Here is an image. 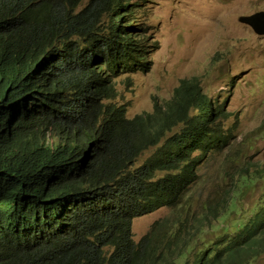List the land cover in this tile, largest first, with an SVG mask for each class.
Masks as SVG:
<instances>
[{
	"label": "trees",
	"instance_id": "trees-1",
	"mask_svg": "<svg viewBox=\"0 0 264 264\" xmlns=\"http://www.w3.org/2000/svg\"><path fill=\"white\" fill-rule=\"evenodd\" d=\"M100 3L92 10L101 16L103 5ZM8 25L11 31L6 40L0 41V142L5 138L17 139L25 150L17 157L28 158L30 163L22 162L23 165L19 159L6 160L0 149V164L17 170L32 168L29 178L35 180L68 169L70 175L59 177L58 188L51 186L48 196L52 198L57 196V191L74 192L79 198L88 193L101 195L108 189L107 183L116 178L123 180L128 175L138 179V187L142 188L138 197L144 200L136 204H145V212L169 208V213L154 222L148 237L135 249L131 248L130 240L121 237L110 264H179L182 260L184 264L189 260L192 264H250L264 253V190L249 209L242 212L238 209L243 196H239L240 191L255 186L260 178L264 185V163L257 166L254 173H250L248 167L242 168L231 187L217 197L200 200L197 193L191 192L199 184L196 168L200 160L211 150H225L228 144L221 129L213 126L218 118H225L228 113L223 104L213 106L196 79L181 81L172 99L164 105L156 101L151 113L143 112L133 119L121 117L116 123L103 121L96 135L83 131V135H76L80 136L79 140L68 143V153L57 155L59 142L40 144L36 137L59 135L54 130L40 133L31 124L69 87L88 97L93 93V102L98 103L99 94L108 81L100 76L98 82L89 85L90 89L86 81L71 84L67 77V58L65 68L55 71L53 53L56 43L62 41L63 26L58 10L50 4L43 3L38 11L21 9ZM136 47L144 50L138 42L135 46L131 44L132 49ZM123 57L125 64L140 62L129 49ZM139 57H143L142 51ZM110 66L115 65L111 63ZM143 66L139 63L137 68ZM101 75L112 79L116 72L102 71ZM179 125L181 129L173 131ZM50 126L57 129L53 120H47L43 127ZM167 134L170 137L159 150L162 156L147 161L133 173L130 166L145 147L159 144ZM89 143L93 147L92 157L83 165L79 157ZM195 151L200 154L195 155ZM58 163L63 165L56 168ZM38 165L42 170L36 169ZM144 178L145 183L141 180ZM142 211L143 208L139 214ZM226 217L232 219V233L205 241L203 234L215 226L214 222ZM114 239L115 236L111 238L112 244Z\"/></svg>",
	"mask_w": 264,
	"mask_h": 264
},
{
	"label": "clouds",
	"instance_id": "clouds-1",
	"mask_svg": "<svg viewBox=\"0 0 264 264\" xmlns=\"http://www.w3.org/2000/svg\"><path fill=\"white\" fill-rule=\"evenodd\" d=\"M65 1L66 4L61 5L62 0H0V41L7 39L11 31L8 21L19 10L27 8L29 11H38L43 3L50 4L58 10L63 26L62 41L56 43L53 53L55 71L65 68L67 58V77L71 84L86 81L89 88L99 81L100 76L108 81L99 94L98 103L94 104L93 93L88 97L69 87L61 92L60 98L48 104L40 117L31 124L40 133L54 130L59 135L36 137L40 144L53 140L59 142L57 155L68 153V143L79 140L80 136L76 135H83V131L98 134L103 121L116 123L121 117L133 119L143 114L137 113L129 118L126 105L113 101L117 96L115 78L124 67H128L129 71L146 72L151 65V59L147 57L144 48L145 34L150 28L143 15L146 0ZM96 3L103 5L101 16L92 10ZM137 42L144 50L131 48V44L135 46ZM128 49L134 51L136 60L140 62H123V55ZM140 51L143 52L142 58L139 57ZM111 63L115 66H110ZM139 63L144 64L140 69L137 68ZM46 65L49 66V62ZM102 71L116 72V76L106 78L101 75ZM47 120L55 121L57 129L52 126L44 128ZM169 137H165L159 144L145 147L130 170L135 173L147 161L162 156L159 150ZM21 144L13 137L0 142L6 160L11 158L20 160L21 164L30 163L28 158L17 157L19 153H25ZM152 147H156L155 152L137 165L138 158ZM92 152V144L85 145L79 157L83 165L91 159ZM62 165L58 163L56 168ZM36 169L42 170V167L38 165ZM29 171L11 169L6 164H0V264H110V258L114 256L121 237L130 240L133 249L148 237L151 227L136 241L132 233L136 218L158 210L145 212V204H136L144 200L138 197L139 189H142L138 187V179L128 175L123 180L116 178L107 183L108 189L102 191L101 195L88 193L79 198L74 192L57 191V196L52 198L48 196V192H52L51 186L58 188L59 177L69 176V170L62 169L55 176L39 180L29 178ZM145 179L141 180L145 183ZM138 208L140 211L143 208L142 213L139 214ZM113 236L114 244L111 243ZM179 264H184V260L179 261ZM186 264H192V260Z\"/></svg>",
	"mask_w": 264,
	"mask_h": 264
},
{
	"label": "rangeland",
	"instance_id": "rangeland-1",
	"mask_svg": "<svg viewBox=\"0 0 264 264\" xmlns=\"http://www.w3.org/2000/svg\"><path fill=\"white\" fill-rule=\"evenodd\" d=\"M261 10L264 0H146L143 15L150 28L144 48L150 68L144 72L124 67L115 78L117 96L113 101L126 105L129 118L151 113L156 101L164 105L183 80L196 79L213 106L224 105L227 116L218 118L213 126L221 129L228 144L223 151H209L197 165L199 184L191 192L200 200L228 190L242 168L254 173L264 163V35L238 21L242 15ZM180 129L181 125L173 131ZM155 150L145 151L136 164H142ZM262 180L239 192L243 195L238 204L241 212L264 190ZM168 213L169 208L161 207L136 218L134 240ZM213 225L203 234L205 241L233 231L231 217ZM250 264H264V254Z\"/></svg>",
	"mask_w": 264,
	"mask_h": 264
},
{
	"label": "water",
	"instance_id": "water-1",
	"mask_svg": "<svg viewBox=\"0 0 264 264\" xmlns=\"http://www.w3.org/2000/svg\"><path fill=\"white\" fill-rule=\"evenodd\" d=\"M238 21L250 26L257 35H264V11H258L250 15H242L238 18Z\"/></svg>",
	"mask_w": 264,
	"mask_h": 264
}]
</instances>
